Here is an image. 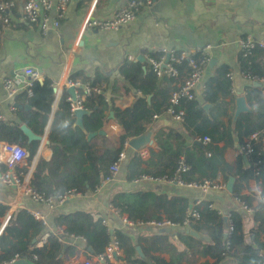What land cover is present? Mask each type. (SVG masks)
Returning a JSON list of instances; mask_svg holds the SVG:
<instances>
[{
    "label": "trees",
    "instance_id": "1",
    "mask_svg": "<svg viewBox=\"0 0 264 264\" xmlns=\"http://www.w3.org/2000/svg\"><path fill=\"white\" fill-rule=\"evenodd\" d=\"M11 1L15 11L17 3L23 0ZM180 52L175 51V55L179 56ZM195 58H199L198 55ZM255 58L264 59L263 48L254 47L248 55L240 53V68L258 80L264 79V64L255 61ZM173 65L180 74L163 76L158 80L149 64L145 63L143 68L137 61L124 60L118 69L127 82L125 91L133 88L140 94L124 106H118L114 97L108 103L105 95H86L82 104L90 114L82 117L85 130L105 131L89 139L79 127L73 126L75 117L70 110L67 93L62 92L46 135L50 157L38 159L28 186L45 196L61 194L69 188L92 189L108 175L109 167L117 160L124 142L150 129L158 121L155 115H162L170 105L171 92L189 77L191 68L186 59ZM230 73L231 67L221 64L205 78V95L196 96L180 105L183 125H161L154 131L155 147L149 148L147 158L132 153L127 156L125 179L132 181L141 174L155 180L170 179L178 164L183 162L187 167L182 173L184 182L208 180L217 183L220 180L225 184L228 176H234L233 191L229 195L234 202L250 207L251 211L246 212L243 208L229 211L227 214L232 222V231L227 235L228 222L213 205V200L205 199L189 207L188 201L179 195L158 194L150 189L117 192L111 203L121 213H126L130 220H168L179 227L188 226V230L199 234L197 237L183 229L178 233L177 240L168 233L141 235L136 240L143 253V257H140L131 238L119 231L118 244L123 250V264H264V200L255 198L256 192L264 196V129L257 140L251 142V155L249 160H245L247 165L238 150L258 126L264 127L262 88H247L245 97L250 111L241 112L233 126L235 96L231 93ZM69 78L80 84H97L87 78ZM149 95L148 104L146 97ZM54 99L51 82L47 79L42 82L35 80L31 85V94L25 89L14 96L13 118L0 121V142L24 146L29 153L26 158L28 164L37 152L39 140L28 141L20 126L25 124L35 134L42 136ZM205 103L211 104L208 112L203 108ZM109 112H112L111 117ZM109 123L116 125L117 130H111L107 126ZM186 136L191 139L188 140ZM204 136L209 138L208 144L203 143ZM227 148L237 151L234 162L225 154ZM254 162L257 164L253 165ZM19 170L24 174L28 168ZM250 180L259 182V191L249 189L247 194L242 193ZM189 209L195 210L198 218L189 217ZM7 211L8 206L0 203V217ZM247 214L251 216L252 225L244 229ZM186 218L189 225L184 222ZM62 224L65 225V234L82 237L94 254L101 252L110 240L100 220L88 214L67 217ZM42 228L40 220L23 209L15 210L6 222L5 232L0 234V264H9L14 255L24 252L28 253V264H62V241L54 240L45 248L34 249ZM156 252L167 253L169 259H163L154 254ZM206 257L212 261H200V258Z\"/></svg>",
    "mask_w": 264,
    "mask_h": 264
},
{
    "label": "crops",
    "instance_id": "2",
    "mask_svg": "<svg viewBox=\"0 0 264 264\" xmlns=\"http://www.w3.org/2000/svg\"><path fill=\"white\" fill-rule=\"evenodd\" d=\"M125 1L127 0H69L63 17L55 24H51L45 34L40 32L38 25L26 24L21 20L24 0L18 2L15 11L12 8L10 24L3 26L0 33V104L4 120L13 118L14 97L7 96L2 86L3 78L11 77L19 82L20 89L17 93L26 89L31 94V87H26L29 78L22 72L25 66H32L43 76V80L47 79L50 82L58 80L65 67L68 76H76L80 80L87 78L97 84L104 82L105 100L109 103L114 97L118 106H124L132 102L140 93L133 88L125 91L127 82L119 74V65L124 60H132L141 63L145 68L144 64H149L147 57L153 53L160 55L157 50L161 46L175 51L204 49L205 56L213 61V66L208 67L204 79L212 74L218 65L226 64L231 67V93L235 97L244 95L250 86L261 87L260 80L251 79L241 70L238 58L241 53L239 43L246 34H250L257 41H264V0H153L150 5L140 10L133 21L118 30L82 29L85 18H108ZM49 14L51 17L54 16L53 8L49 10ZM256 47L264 49L260 45ZM138 58H143L144 62H140ZM254 60L264 64L263 58ZM38 81L42 82V80ZM76 94L83 100L87 95L82 87H77ZM147 102L149 104L150 99ZM57 103L54 99L51 113L57 109ZM111 116L109 112V117ZM157 120L159 125L156 129L161 125L174 123L164 113ZM107 126L113 131L117 130V126L113 123ZM153 134L151 140L155 142ZM186 138L191 139L188 136ZM40 143L39 141V146ZM142 146L155 147L150 144ZM50 153V148L44 142L39 158L48 159ZM129 154H131L130 150L127 156ZM225 154L231 162L237 157V151L234 149L227 148ZM127 158L120 164L114 178L98 192L93 193L90 189L87 190L89 193L86 195L71 197L63 203L36 202L29 196L23 195L11 214L20 209L31 216H33L31 210L39 212L42 219L33 216L43 224L38 237L44 232L56 231L59 238L55 240L63 242V250L60 254L62 264H82L86 259L94 262L96 254L92 249L88 250L82 237L65 234V225L62 222L67 217L88 214L97 218L106 228L110 238L119 231L127 234L134 242V249L139 246L136 242L139 236L161 233L159 228L148 224H129L124 220L129 219L126 213H121L117 208L111 210L109 204L117 192L150 189L158 194L179 195L188 201L189 207L210 199L224 216L234 208H240L226 190L218 191L211 188L207 193H202L196 189L161 180L127 181L125 179ZM28 166L27 160L24 159L14 167V171L26 181L31 174H23L19 169ZM259 185V182L250 180L248 187H244L242 193L247 194L249 189L259 191ZM17 194L16 186L0 181V203L8 206V211L15 202ZM8 211L0 217V227L3 224L5 227ZM251 225V216L247 214L244 217V229L250 228ZM4 227L0 234L5 232ZM183 229L187 231L188 226L185 228L171 226L168 235L177 240L178 233ZM51 241L54 240L49 242ZM154 254L165 260L169 259L167 253ZM262 254L264 257V250ZM123 258V250L120 248L119 264H123ZM25 260L27 261V258ZM204 260L212 261L209 257L200 258V261ZM228 262L229 260L226 263ZM28 263L29 261L25 264Z\"/></svg>",
    "mask_w": 264,
    "mask_h": 264
},
{
    "label": "built area",
    "instance_id": "3",
    "mask_svg": "<svg viewBox=\"0 0 264 264\" xmlns=\"http://www.w3.org/2000/svg\"><path fill=\"white\" fill-rule=\"evenodd\" d=\"M69 0H24L21 11V20L26 24H36L39 27V30L42 34L47 33L49 26L55 24V22L63 17L66 11V7ZM153 0H127L125 1L117 10H115L112 15L105 19L99 18H85L82 24V29H91L98 28L103 30H118L121 26L133 21L136 18V15L140 12L143 7L150 5ZM13 2L11 0H0V33L3 26L9 25L11 22ZM54 9V16H50L49 10ZM240 51L244 55H248L251 50L256 46L260 45L264 47V41L255 40L250 34H246L240 41ZM160 52L158 57L152 55L147 57L148 63L154 72L157 79H161L163 76H178L180 72L173 65L174 62L179 63L182 59H186L188 65L191 68L190 75L183 83L179 84L177 89L171 92L170 94V105L164 112L168 115L175 124L178 126L183 125V112L180 109L181 103H186L196 96L205 95V72L209 67V58L205 56L204 49L195 48L190 51H181L179 56L175 55V50L168 49L165 46H161L157 50ZM199 58H195L197 56ZM23 74L29 76L28 81L26 82V87L29 88L32 85V82L35 80H42L43 76L35 70L32 66L28 65L22 68ZM246 76L250 77L253 80H258L257 77L251 76L250 74L245 73ZM261 88H262V99L264 101V79H260ZM256 82V81H255ZM2 86L6 91L8 97L13 98L20 89L19 82L11 77L3 78ZM53 92L55 93V101L58 100L61 93L69 87H82L87 95L91 94H100L105 95V86L104 82L100 84L91 85L89 83L80 84L77 81L71 80L67 74V69L65 67L63 74L58 80L51 82ZM28 93L30 91L28 90ZM245 95V93H244ZM67 100L70 104V110L73 112L76 108H84L82 101L83 98L76 94L75 100H72L70 95L67 96ZM13 107V105H11ZM73 114V113H72ZM161 115H155V118H159ZM4 120V115L1 110L0 104V121ZM52 120V113L50 114L47 125L45 126V133L42 135L43 139L40 141V146L37 149L35 155L31 158V162L28 164V171L25 174L30 175L33 171L40 154V149L45 142V135L47 134ZM264 127L262 125L258 126L257 130L253 132L249 137L244 141V144L239 146L238 150L243 154L246 160H249L251 155V142L257 140L258 135L262 132ZM204 144H208L209 138L204 136L202 138ZM130 150V153L139 155L141 158H146L149 154V147H138L132 148L129 145V140L124 142L122 149L120 150L117 160L109 167L108 175L101 178L99 183L95 184L92 188V192H98L104 185L111 181L116 173L118 172L119 166L127 158V152ZM29 153L27 149L16 143L9 142H0V181L9 185H14L18 188V194L16 196L15 202L11 204V208L8 211L5 222L8 220L13 208L17 205L19 199L23 195L29 196L36 202L45 201L48 203H63L71 197H80L89 193L87 190H76L74 188H69L63 191L61 194L57 195H47L45 196L42 193L33 191L28 186V181L24 178H21L18 173L14 171L15 165L19 164L22 160L28 157ZM257 162H254L253 165H256ZM187 167L183 162H180L170 179H157L161 181L168 182L170 184H176L183 187H188L196 189L202 193H207L211 188L214 190H225V184L220 180L217 183H211L208 180L202 182H184L182 178V173L185 172ZM155 180L147 175L141 174L133 180V182L143 181V180ZM156 181V180H155ZM256 199L264 200V196L260 195V192L255 194ZM240 208H243L246 212H250L251 208L246 207L238 201H235ZM111 210H116L112 203L109 204ZM30 213L37 219H42V215L34 210H31ZM187 215L191 218H198V213L189 209ZM225 218L228 222L226 234H230L232 231V222L228 220L229 215L226 214ZM129 224H148L156 228H165L174 226L173 223L168 220H149V221H132L129 219H124ZM187 225L190 224L189 219L186 218L184 221ZM4 224L0 227V233L3 230ZM58 234L56 231L44 232L42 233L34 243V249L38 250L43 248L50 240L58 239ZM120 246L118 244V236L112 235L108 244L105 248L95 255V261L91 259H86L82 264H119V255ZM28 257V253L24 252L21 255H14L8 263L13 262L17 259H25ZM1 264H7L6 262Z\"/></svg>",
    "mask_w": 264,
    "mask_h": 264
},
{
    "label": "water",
    "instance_id": "4",
    "mask_svg": "<svg viewBox=\"0 0 264 264\" xmlns=\"http://www.w3.org/2000/svg\"><path fill=\"white\" fill-rule=\"evenodd\" d=\"M138 60L140 62H144L143 58H138ZM209 66L210 67L213 66V61H211V60L209 61ZM28 78H29V76H28ZM66 92L72 97V100H75V97H76L75 87L67 88ZM149 99H150V96H147V101H149ZM210 106H211L210 103H205L203 105V108L205 109V111L208 112ZM26 107H28V106L26 105ZM245 111H247V112L250 111V107L247 104L245 95L242 94V95L236 96L235 97L234 111H233V115H232V125L233 126H234L239 114L241 112H245ZM72 113H73V116L75 117V121L73 123V126L79 127L87 135L88 139L91 138L92 136L96 135L97 133L104 134L103 130L93 131V132H87L85 130V128L83 126V123H82V117L84 115H89L90 114L89 110L84 109V108H76L75 110H73ZM110 115H112V112H110ZM158 125H159V120L150 129H148L146 132L141 133V134H139V135H137L135 137L130 138L129 139V145L132 148H138V147H140L142 145H145V144H150L151 146H155V142H153V140H151V136H152L154 130L156 129V127ZM20 128H21L22 132L25 134V136L27 137L28 141H32V140L42 141L43 137L40 136V135L35 134L25 124H22L20 126ZM196 143H198V141H196ZM244 160H245V157H244ZM245 164L247 165L246 161H245ZM234 181H235L234 176L230 175V176H228V178H227V180L225 182V190L229 194H231L232 191H233ZM169 231H170V227H165V228H160L159 229V232H161V233H164V232L168 233ZM188 232L191 235H195V236L199 237V234L194 232V231H192V230H188ZM88 250L91 251V248L88 247ZM135 250H136L137 254L140 257H143V253L141 252V249H140L139 246H136ZM26 262L27 261L25 259H17V260H14L13 262H10L9 264H25Z\"/></svg>",
    "mask_w": 264,
    "mask_h": 264
}]
</instances>
